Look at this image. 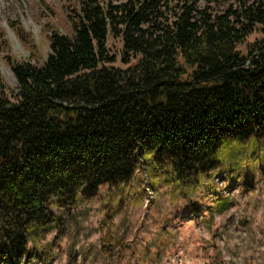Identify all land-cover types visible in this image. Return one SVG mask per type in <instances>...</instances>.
Instances as JSON below:
<instances>
[{
    "label": "trees",
    "instance_id": "1",
    "mask_svg": "<svg viewBox=\"0 0 264 264\" xmlns=\"http://www.w3.org/2000/svg\"><path fill=\"white\" fill-rule=\"evenodd\" d=\"M69 19L41 63L27 32L30 59L4 58L15 101L0 70V264H20L52 205L127 182L142 160L193 189L264 140V0H78Z\"/></svg>",
    "mask_w": 264,
    "mask_h": 264
},
{
    "label": "rangeland",
    "instance_id": "2",
    "mask_svg": "<svg viewBox=\"0 0 264 264\" xmlns=\"http://www.w3.org/2000/svg\"><path fill=\"white\" fill-rule=\"evenodd\" d=\"M78 0H4L0 7V70L8 96L17 85L4 58L30 59L27 36L49 49L47 36L69 18ZM261 33L255 31L244 49ZM122 66L121 42L110 40ZM10 49V51H9ZM145 160L131 180L104 184L98 194L75 205L51 206L55 221L33 226L20 264H264V140L230 151L203 185L176 187L171 168ZM150 191L152 194H150Z\"/></svg>",
    "mask_w": 264,
    "mask_h": 264
},
{
    "label": "bare ground",
    "instance_id": "3",
    "mask_svg": "<svg viewBox=\"0 0 264 264\" xmlns=\"http://www.w3.org/2000/svg\"><path fill=\"white\" fill-rule=\"evenodd\" d=\"M4 0H0V7L3 6Z\"/></svg>",
    "mask_w": 264,
    "mask_h": 264
},
{
    "label": "built area",
    "instance_id": "4",
    "mask_svg": "<svg viewBox=\"0 0 264 264\" xmlns=\"http://www.w3.org/2000/svg\"><path fill=\"white\" fill-rule=\"evenodd\" d=\"M150 194H152V192L150 191Z\"/></svg>",
    "mask_w": 264,
    "mask_h": 264
}]
</instances>
